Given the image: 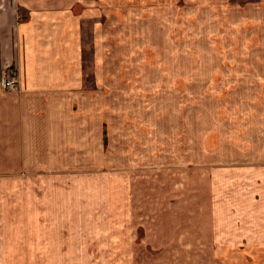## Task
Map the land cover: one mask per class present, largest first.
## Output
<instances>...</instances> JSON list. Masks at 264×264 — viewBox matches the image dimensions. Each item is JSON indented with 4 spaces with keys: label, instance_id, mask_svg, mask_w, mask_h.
<instances>
[{
    "label": "crops",
    "instance_id": "obj_1",
    "mask_svg": "<svg viewBox=\"0 0 264 264\" xmlns=\"http://www.w3.org/2000/svg\"><path fill=\"white\" fill-rule=\"evenodd\" d=\"M86 5L0 0V81L12 63L21 80L19 92L0 84V264H264V165L211 166L206 214L172 212L174 226L135 208L151 200L135 168L146 124L129 84L104 91L97 57L87 81Z\"/></svg>",
    "mask_w": 264,
    "mask_h": 264
},
{
    "label": "rangeland",
    "instance_id": "obj_2",
    "mask_svg": "<svg viewBox=\"0 0 264 264\" xmlns=\"http://www.w3.org/2000/svg\"><path fill=\"white\" fill-rule=\"evenodd\" d=\"M85 1L86 79L93 80L97 57L104 91L115 95L129 84L138 126L146 124L137 129L135 168L137 183L151 178V200H136L135 208L151 210L154 227L174 226L172 212L206 214L211 166L264 165V3ZM193 166L199 173L191 197L186 170ZM160 211L167 216L160 218Z\"/></svg>",
    "mask_w": 264,
    "mask_h": 264
},
{
    "label": "built area",
    "instance_id": "obj_3",
    "mask_svg": "<svg viewBox=\"0 0 264 264\" xmlns=\"http://www.w3.org/2000/svg\"><path fill=\"white\" fill-rule=\"evenodd\" d=\"M20 74L17 65H9L3 68L0 84L3 89L18 92L20 90Z\"/></svg>",
    "mask_w": 264,
    "mask_h": 264
},
{
    "label": "trees",
    "instance_id": "obj_4",
    "mask_svg": "<svg viewBox=\"0 0 264 264\" xmlns=\"http://www.w3.org/2000/svg\"><path fill=\"white\" fill-rule=\"evenodd\" d=\"M105 140H106V138H105Z\"/></svg>",
    "mask_w": 264,
    "mask_h": 264
}]
</instances>
